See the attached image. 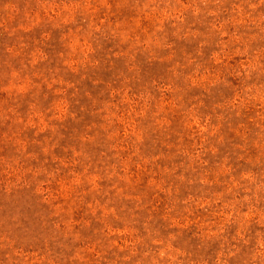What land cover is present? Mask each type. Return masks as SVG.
I'll list each match as a JSON object with an SVG mask.
<instances>
[{
	"label": "rangeland",
	"instance_id": "374dc122",
	"mask_svg": "<svg viewBox=\"0 0 264 264\" xmlns=\"http://www.w3.org/2000/svg\"><path fill=\"white\" fill-rule=\"evenodd\" d=\"M0 264H264V0H0Z\"/></svg>",
	"mask_w": 264,
	"mask_h": 264
}]
</instances>
